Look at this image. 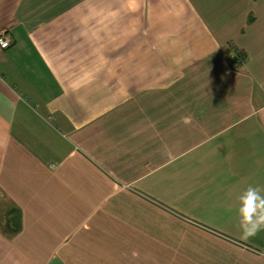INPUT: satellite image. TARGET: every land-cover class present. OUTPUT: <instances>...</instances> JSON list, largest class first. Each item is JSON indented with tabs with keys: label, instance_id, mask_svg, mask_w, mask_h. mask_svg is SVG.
<instances>
[{
	"label": "crops",
	"instance_id": "crops-1",
	"mask_svg": "<svg viewBox=\"0 0 264 264\" xmlns=\"http://www.w3.org/2000/svg\"><path fill=\"white\" fill-rule=\"evenodd\" d=\"M2 32L0 264H264V0H0Z\"/></svg>",
	"mask_w": 264,
	"mask_h": 264
},
{
	"label": "built area",
	"instance_id": "built-area-1",
	"mask_svg": "<svg viewBox=\"0 0 264 264\" xmlns=\"http://www.w3.org/2000/svg\"><path fill=\"white\" fill-rule=\"evenodd\" d=\"M11 40L10 38L7 36L6 32H2L0 34V47L1 48H8L11 45ZM233 53L232 56L235 58L237 57L239 60H244V57L238 55V53L235 52V50H232Z\"/></svg>",
	"mask_w": 264,
	"mask_h": 264
},
{
	"label": "trees",
	"instance_id": "trees-1",
	"mask_svg": "<svg viewBox=\"0 0 264 264\" xmlns=\"http://www.w3.org/2000/svg\"><path fill=\"white\" fill-rule=\"evenodd\" d=\"M239 55L243 57V55H242V54H240V53H239Z\"/></svg>",
	"mask_w": 264,
	"mask_h": 264
}]
</instances>
